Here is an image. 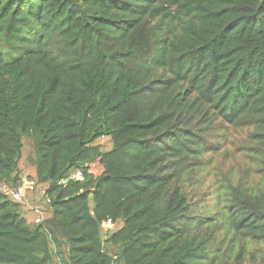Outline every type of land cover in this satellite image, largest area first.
I'll return each instance as SVG.
<instances>
[{
  "label": "trees",
  "instance_id": "trees-1",
  "mask_svg": "<svg viewBox=\"0 0 264 264\" xmlns=\"http://www.w3.org/2000/svg\"><path fill=\"white\" fill-rule=\"evenodd\" d=\"M226 130L251 164L206 201ZM25 139L51 215L0 192V264H264V0H0L11 190Z\"/></svg>",
  "mask_w": 264,
  "mask_h": 264
},
{
  "label": "rangeland",
  "instance_id": "rangeland-1",
  "mask_svg": "<svg viewBox=\"0 0 264 264\" xmlns=\"http://www.w3.org/2000/svg\"><path fill=\"white\" fill-rule=\"evenodd\" d=\"M228 137L225 141V147L221 152L213 157L212 165L209 166L201 179L200 190L204 195L203 200L212 201L216 200L215 188L218 180L226 176L240 177L243 175L241 170L244 164H251V161L246 158L242 151L237 150V145L241 142L240 134L234 133L232 130H226L223 132ZM222 134V135H223ZM221 136V135H220ZM103 144L105 150L111 148L109 140L103 139L100 141ZM34 158V149L29 139L24 141V149L22 158L19 164V168L23 178H32L35 175V167L32 165L31 160ZM92 172L95 175L100 173V167L98 164L93 165ZM46 189L43 186H38L34 192L26 193L23 202H28L30 205L24 206L26 211V218L29 222H34L38 217L47 218L51 215L50 210L45 204L44 191ZM122 226V223H118L114 228L103 231V237H107V231L112 234ZM57 264V263H56Z\"/></svg>",
  "mask_w": 264,
  "mask_h": 264
},
{
  "label": "built area",
  "instance_id": "built-area-1",
  "mask_svg": "<svg viewBox=\"0 0 264 264\" xmlns=\"http://www.w3.org/2000/svg\"><path fill=\"white\" fill-rule=\"evenodd\" d=\"M71 179L82 182L84 181V175L82 172L78 171L71 177ZM37 188L38 186L36 181L30 178H24L22 180L21 187L18 190H11V188H9L7 185L0 183V192L10 196L16 202H23L25 194L34 192ZM44 196H46L45 191ZM40 217L35 219L34 222L36 224H40L43 221V218ZM103 227L105 229H112L114 227V223L112 220H108L103 224Z\"/></svg>",
  "mask_w": 264,
  "mask_h": 264
},
{
  "label": "crops",
  "instance_id": "crops-1",
  "mask_svg": "<svg viewBox=\"0 0 264 264\" xmlns=\"http://www.w3.org/2000/svg\"><path fill=\"white\" fill-rule=\"evenodd\" d=\"M23 205H26V206H28V205H30L28 202H23Z\"/></svg>",
  "mask_w": 264,
  "mask_h": 264
},
{
  "label": "clouds",
  "instance_id": "clouds-1",
  "mask_svg": "<svg viewBox=\"0 0 264 264\" xmlns=\"http://www.w3.org/2000/svg\"><path fill=\"white\" fill-rule=\"evenodd\" d=\"M35 221V220H34Z\"/></svg>",
  "mask_w": 264,
  "mask_h": 264
}]
</instances>
